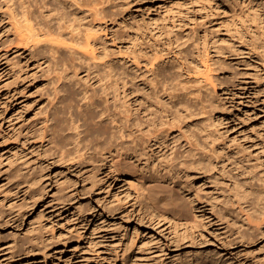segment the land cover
I'll list each match as a JSON object with an SVG mask.
<instances>
[{
	"label": "rangeland",
	"instance_id": "obj_1",
	"mask_svg": "<svg viewBox=\"0 0 264 264\" xmlns=\"http://www.w3.org/2000/svg\"><path fill=\"white\" fill-rule=\"evenodd\" d=\"M1 1L0 264H17L19 260L10 258V244L32 236L40 238L39 244L49 246V256L45 261L41 256L29 261L23 259V264H189L200 253L215 255L213 258L219 257V262L228 264H264V231L252 241L225 248L223 230L209 223L215 222V218L206 207L192 202L188 192H179L192 211L195 210L186 218L173 213L145 212L139 200L142 190L137 187L140 181L145 188L153 185V179H149L152 172L149 169L141 172L132 157L113 154L100 173L90 162L76 167V170L82 168L78 172L67 163L63 166L53 163L51 153L44 152L45 146L37 140L26 139V133L41 126L45 113H52L57 68L47 50L34 54L15 41L8 25L7 9ZM119 2L122 7L110 12H117L114 21H107L102 26L104 30L98 33L106 42L104 55L96 60L82 59L77 64L81 73L73 81H87L89 89L100 100L104 98L102 86L107 87L106 106L118 114L123 89L118 87L114 91L104 71L119 75L123 61L128 62L123 52L164 46L186 49L197 55L204 42L214 43L219 53L212 50V60L224 65L229 73L240 74L244 89L238 92L244 95L235 99L234 108L225 115V126L215 128L217 144L226 153L224 169L218 165V177L230 187L228 173L231 171L237 180L253 185L256 190L262 189L264 48L259 42L264 40V0ZM129 87L131 82L125 88L127 100L131 102L135 94L133 87ZM60 96L61 99L54 101L58 109L64 108L63 93ZM74 103H71V112L75 115L78 103ZM238 158L240 166L236 165ZM21 161L44 167L43 190L33 193L30 190L25 195L5 179ZM112 161L126 166V170L114 172ZM88 171L95 172L102 181L92 194H85L89 187ZM67 184H72V201L60 205Z\"/></svg>",
	"mask_w": 264,
	"mask_h": 264
},
{
	"label": "bare ground",
	"instance_id": "obj_2",
	"mask_svg": "<svg viewBox=\"0 0 264 264\" xmlns=\"http://www.w3.org/2000/svg\"><path fill=\"white\" fill-rule=\"evenodd\" d=\"M1 2L7 9V21L15 41L34 54L47 50L57 68L52 113H45L41 126L26 133V139L37 140L45 146L44 152L51 153L53 163L60 166L67 163L78 172L82 168L76 170V167L90 162L100 173L113 154L132 157L141 172L145 169L152 172L149 179L152 178L154 184L145 188L140 181L137 187L142 190L139 200L145 212L173 213L186 218L195 211L180 194L188 192L192 202L206 207L215 218V222L209 223L223 230L225 248L247 243L262 234L264 185L256 190L253 185L234 178L231 171L228 173L230 187L218 177V165L224 169L226 153L217 144L215 128L225 126V115L234 108L235 99L244 95L238 94L244 89L240 74L229 73L224 65L212 60L211 51L219 53L214 43L204 42L197 55L186 49L164 46L123 52L129 66L122 60L119 75L104 71L114 91H118V87L123 89L122 105L118 114H114L106 106L107 87L102 86L104 98L100 100L95 91L89 89L87 81L80 78L73 81V78L79 74L77 64H81L82 59L96 60L104 55L106 42L98 33L104 30L102 26L107 21L113 22L116 18L117 12H110L122 7L119 0ZM259 45L264 48V40ZM89 77L87 74L86 79ZM129 82L135 94L131 102L125 93ZM61 93L64 108L58 109L54 101L61 99ZM73 101L78 103L75 115L71 112ZM84 126L86 129L82 130ZM239 162L238 158L236 165L240 166ZM112 164L116 173L126 170V166L114 161ZM43 171L40 165L31 166L21 161L5 179L27 195L30 190L33 193L44 189ZM88 173L89 187L85 194H92L102 181L95 172ZM23 187L26 188L20 190ZM71 187L72 184L65 185L60 205L71 203ZM85 188L83 185V190ZM39 240L36 236L22 239L20 243L13 240L10 258L19 260L17 264L36 256L45 261L49 246L39 244ZM213 256L200 253L189 264H228ZM121 260L124 261L123 257Z\"/></svg>",
	"mask_w": 264,
	"mask_h": 264
}]
</instances>
